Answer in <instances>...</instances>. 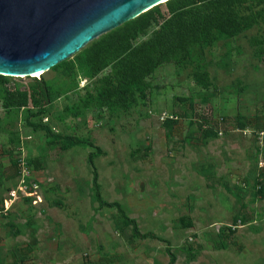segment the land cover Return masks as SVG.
Segmentation results:
<instances>
[{
  "label": "rangeland",
  "instance_id": "obj_1",
  "mask_svg": "<svg viewBox=\"0 0 264 264\" xmlns=\"http://www.w3.org/2000/svg\"><path fill=\"white\" fill-rule=\"evenodd\" d=\"M67 61L0 85V264H264V21L162 62L124 107L89 100L110 66ZM40 79L57 98L4 107ZM90 153L103 200L154 238L99 207Z\"/></svg>",
  "mask_w": 264,
  "mask_h": 264
},
{
  "label": "trees",
  "instance_id": "obj_2",
  "mask_svg": "<svg viewBox=\"0 0 264 264\" xmlns=\"http://www.w3.org/2000/svg\"><path fill=\"white\" fill-rule=\"evenodd\" d=\"M247 2L248 0H170L100 36L74 55L83 69L92 76L111 67L110 75L102 80L96 94L88 96L90 102L124 107L128 95L145 90L144 78L162 62L185 57L196 46L210 44L218 37L236 36L259 20L264 21V0H261L263 8L259 12L242 15L241 9ZM154 25L158 28L150 37L135 45L136 40ZM64 65H70V61H63L52 69ZM197 77L203 80L206 74H199ZM5 80V77L0 76V85ZM36 89L33 94L10 92L3 99L4 107L22 108L29 104L37 106L39 102L49 103L58 97L44 79L36 81ZM47 135L53 136L49 130ZM65 140V147L86 144L101 153L98 147L87 141L72 137ZM87 162L91 167L92 186L99 207L115 209L123 221L131 225L135 237L154 238L151 234H140L136 222L127 217L118 203L103 200L92 153ZM167 253L169 264H175V255L169 249Z\"/></svg>",
  "mask_w": 264,
  "mask_h": 264
},
{
  "label": "water",
  "instance_id": "obj_3",
  "mask_svg": "<svg viewBox=\"0 0 264 264\" xmlns=\"http://www.w3.org/2000/svg\"><path fill=\"white\" fill-rule=\"evenodd\" d=\"M168 1L0 0V76H41Z\"/></svg>",
  "mask_w": 264,
  "mask_h": 264
},
{
  "label": "built area",
  "instance_id": "obj_4",
  "mask_svg": "<svg viewBox=\"0 0 264 264\" xmlns=\"http://www.w3.org/2000/svg\"><path fill=\"white\" fill-rule=\"evenodd\" d=\"M22 164H24V162H22ZM21 182H24V180L22 179V181ZM24 192H25V190H23ZM26 193V192H25ZM13 194V193H12ZM28 196H32L33 194L32 193H30V192H28V193H26ZM37 200L39 201L40 199H39V197H37ZM37 202V201H36ZM35 202V203H36ZM5 206H6V208H8V203H7V201H5Z\"/></svg>",
  "mask_w": 264,
  "mask_h": 264
},
{
  "label": "bare ground",
  "instance_id": "obj_5",
  "mask_svg": "<svg viewBox=\"0 0 264 264\" xmlns=\"http://www.w3.org/2000/svg\"><path fill=\"white\" fill-rule=\"evenodd\" d=\"M33 76H37L38 77L39 75L37 74V75H33Z\"/></svg>",
  "mask_w": 264,
  "mask_h": 264
}]
</instances>
